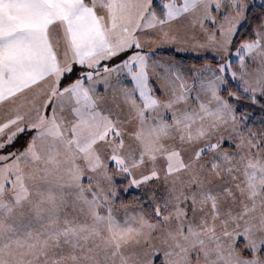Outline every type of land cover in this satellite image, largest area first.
<instances>
[{"label":"snow or ice","instance_id":"1","mask_svg":"<svg viewBox=\"0 0 264 264\" xmlns=\"http://www.w3.org/2000/svg\"><path fill=\"white\" fill-rule=\"evenodd\" d=\"M0 264H264V0H0Z\"/></svg>","mask_w":264,"mask_h":264},{"label":"trees","instance_id":"2","mask_svg":"<svg viewBox=\"0 0 264 264\" xmlns=\"http://www.w3.org/2000/svg\"><path fill=\"white\" fill-rule=\"evenodd\" d=\"M162 57L167 58L169 56H176V57H183L185 62H191V57L190 56H185V55H181L175 52H171V51H161L159 53ZM135 194V191H133L132 193L129 194H125V196L123 197L126 200H131L132 196Z\"/></svg>","mask_w":264,"mask_h":264},{"label":"rangeland","instance_id":"3","mask_svg":"<svg viewBox=\"0 0 264 264\" xmlns=\"http://www.w3.org/2000/svg\"><path fill=\"white\" fill-rule=\"evenodd\" d=\"M161 2V0H157V3L159 4ZM254 3L255 4H257V5H259L260 3H261V0H254ZM161 51H171V52H175V53H177L176 51H175V49L174 48H172V47H169V46H164L161 50H160V52ZM178 54H181V55H185V56H190V57H192L194 54H192V53H178ZM133 191H135V190H133Z\"/></svg>","mask_w":264,"mask_h":264}]
</instances>
